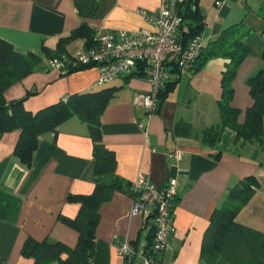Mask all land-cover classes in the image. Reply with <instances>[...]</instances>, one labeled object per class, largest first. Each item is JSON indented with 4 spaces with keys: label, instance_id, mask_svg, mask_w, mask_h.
<instances>
[{
    "label": "crops",
    "instance_id": "1",
    "mask_svg": "<svg viewBox=\"0 0 264 264\" xmlns=\"http://www.w3.org/2000/svg\"><path fill=\"white\" fill-rule=\"evenodd\" d=\"M161 1L101 0L95 15L84 17L75 0H0V38L16 51L33 52L41 59L33 72L7 87V101L25 97V107L35 111L71 94L110 89L99 129L101 142L114 153L112 175L122 189L114 190L99 208L90 264H123L115 238L128 240L137 251L146 249L152 210L133 213L132 198L124 190L139 173L155 186L176 181L174 230L161 255L162 264H200L202 238L212 213L227 198L229 188L245 177H254L258 185L236 220L264 232V137L238 138L233 129L222 127L219 100L227 59L213 58L183 72L171 69L154 112L132 103L134 93L150 88L139 72L98 85L94 66L70 72L49 66L52 57L43 48L55 50L61 38L85 22L108 31L152 30L141 10L155 14ZM252 2L226 0L217 7L212 0L210 8L197 0L205 22L203 45L230 25L243 22L246 27L240 40L251 52L232 80L231 105L239 110V123L253 105L248 80L264 72V0ZM87 46L84 39L71 40L59 56ZM215 132L219 135L212 141ZM18 137V130L0 137V264H33L32 258L21 254L28 237L75 245L78 233L62 217L75 218L80 203L70 196L89 195L96 183L94 141L89 124L78 116L67 118L55 133L40 136L30 165L14 153ZM167 152H179L180 157H168ZM129 264L143 262L135 256Z\"/></svg>",
    "mask_w": 264,
    "mask_h": 264
},
{
    "label": "trees",
    "instance_id": "2",
    "mask_svg": "<svg viewBox=\"0 0 264 264\" xmlns=\"http://www.w3.org/2000/svg\"><path fill=\"white\" fill-rule=\"evenodd\" d=\"M100 2L101 0H75L79 13L84 17H93ZM195 2L197 4V0ZM181 13L188 29L183 31V39L201 34L205 22L198 12V6L195 11L185 6ZM245 29L243 22L224 28L214 40L202 45L192 67L197 69L206 61L217 57L227 59L222 73V94L219 100L222 127L233 129L238 138L255 139L264 137V72L248 80L253 105L247 108L243 123L237 120L239 110L231 105L232 80L241 61L251 52V47L240 40V34ZM95 31V28L85 22L68 36L61 38L55 50L43 48V51L48 57H58L65 45L77 38L84 39L89 46ZM40 62L37 54L20 53L10 42L0 38V137L8 131L18 130L19 137L14 153L25 165H30L40 136L48 132L55 133L62 122L76 115L89 124L90 135L94 141L93 171L96 183L91 194L70 196L80 203L77 216L62 217L78 233L75 245L28 237L23 242L21 254L32 258L33 264H47L51 261H57L59 264H90L95 245V227L99 221V208L103 202L109 200L114 190L122 189L119 179L112 175L115 167L114 153L101 142L99 129V116L108 101L109 94L106 93L110 89L71 94L35 111L25 107V97L7 101L4 97L7 87L33 72ZM163 92L164 90L160 99ZM218 135L217 132L213 133L211 140L214 141ZM257 185L254 177L249 176L229 188L227 198L214 210L204 232L200 264H264V232L236 220L237 214L249 201ZM124 190L130 196L133 195L131 183ZM153 227L152 223L145 253L151 247Z\"/></svg>",
    "mask_w": 264,
    "mask_h": 264
},
{
    "label": "built area",
    "instance_id": "3",
    "mask_svg": "<svg viewBox=\"0 0 264 264\" xmlns=\"http://www.w3.org/2000/svg\"><path fill=\"white\" fill-rule=\"evenodd\" d=\"M226 0H214L222 6ZM197 9L195 0H162L155 14L141 10L153 29L115 30L95 28L91 44L73 55L49 59L52 69L67 72L79 67L94 66L98 75L96 83L107 85L130 73H141L149 83L147 91H138L132 97L134 105L154 112L160 105V94L170 79V70L183 72L190 69L203 45L201 34L183 39L188 30L182 16L184 7ZM168 157L179 158V152H167ZM132 212L141 213L150 208L153 214V237L150 250H135L126 239L115 238L114 245L129 264L135 256L143 264H162L161 255L169 248L173 234V208L177 200L176 181L167 180L155 186L139 173L131 183Z\"/></svg>",
    "mask_w": 264,
    "mask_h": 264
},
{
    "label": "rangeland",
    "instance_id": "4",
    "mask_svg": "<svg viewBox=\"0 0 264 264\" xmlns=\"http://www.w3.org/2000/svg\"><path fill=\"white\" fill-rule=\"evenodd\" d=\"M201 1L203 2L204 5H207V6H210V8H213V7H212L213 5H211V4H212V3H211L212 0H200V2H201ZM248 1H249L250 4H253V3H254V2L251 3V1H254V0H248Z\"/></svg>",
    "mask_w": 264,
    "mask_h": 264
}]
</instances>
